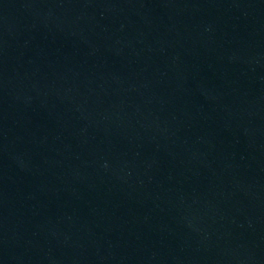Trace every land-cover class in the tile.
<instances>
[{
  "label": "water",
  "instance_id": "95a60500",
  "mask_svg": "<svg viewBox=\"0 0 264 264\" xmlns=\"http://www.w3.org/2000/svg\"><path fill=\"white\" fill-rule=\"evenodd\" d=\"M0 264H264V0H0Z\"/></svg>",
  "mask_w": 264,
  "mask_h": 264
}]
</instances>
